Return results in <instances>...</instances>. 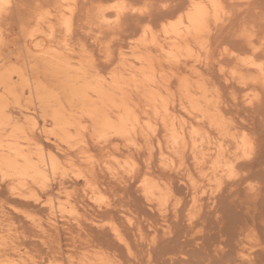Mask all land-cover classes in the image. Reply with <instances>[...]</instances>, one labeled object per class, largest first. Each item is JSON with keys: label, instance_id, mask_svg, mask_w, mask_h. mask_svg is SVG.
<instances>
[{"label": "bare ground", "instance_id": "1", "mask_svg": "<svg viewBox=\"0 0 264 264\" xmlns=\"http://www.w3.org/2000/svg\"><path fill=\"white\" fill-rule=\"evenodd\" d=\"M105 1L0 0V233L30 230L55 254L16 232L0 235V264H124L121 247L145 248L141 264H264L263 131L230 113L210 72L264 110V25L242 27L236 49L235 0H168L156 18ZM103 172L134 180L165 226L148 236L118 215ZM103 232L111 244L92 246Z\"/></svg>", "mask_w": 264, "mask_h": 264}, {"label": "rangeland", "instance_id": "2", "mask_svg": "<svg viewBox=\"0 0 264 264\" xmlns=\"http://www.w3.org/2000/svg\"><path fill=\"white\" fill-rule=\"evenodd\" d=\"M110 1V0H109ZM111 1H112V3H111ZM110 2H108V0L107 1H105L106 2V4H105V2H104V5L105 6H107V7H110V6H113V5H115V1L114 0H111ZM143 1V2H142ZM142 1H139V0H132L131 2H129V0H127V2L130 4V6L132 5V3H133V5L130 7V9H135L136 10V12H138V11H140V10H145L146 12L145 13H149L150 14V11L151 10H149V8H150V6H151V8L150 9H155L154 11H156V9H157V14H156V12H151L152 14V18H156V16L157 15H159L161 12H163L162 10H161V8H163V6L165 5V4H167V5H171V3H174V1L172 2L171 0V3L170 2H168V0H167V2L165 3V0H163V1H158V3H157V1H156V4L157 5H160L159 7L157 6V5H155V1L154 0H148V1H146V0H142ZM177 1H179V0H177ZM177 1L175 0V3L174 4H177ZM182 1V0H181ZM245 1V2H244ZM237 0V2L239 3V7H238V4L236 3V0H235V3H234V5L236 4V9H234L233 8V10H232V12H233V16H232V20H231V22H232V24H234V22H235V20H236V22H235V24L234 25H232L231 27H229L227 30H224L226 33L228 32V30L230 31L231 29V32H232V36H234V34H235V36L234 37H232L231 36V39H233V40H231L232 41V43L234 44H231L233 47H236V45H238L237 46V48L236 49H238V48H241V44L239 45V43L235 40L236 38H237V35H240V32L243 30V28L244 27H246V25H248L249 24V26L250 25H256L260 30H261V26L262 25H264V23L263 24H261L262 22H264V0H248V2H247V0ZM150 2H151V4H150ZM159 2H161V3H159ZM252 2V3H251ZM108 3V4H107ZM127 3V4H128ZM143 3H144V5H143ZM147 3V4H146ZM152 3H153V5H152ZM165 3V4H164ZM179 3V2H178ZM240 3H244L245 5H242V4H240ZM257 3V4H256ZM110 4V5H109ZM128 4V5H129ZM136 4H139V6L140 7H138ZM174 4H172V5H174ZM136 5V6H135ZM171 5V6H172ZM240 5H242L241 7H240ZM248 5V6H247ZM255 5V6H254ZM146 6V7H145ZM233 6V5H232ZM261 6V7H260ZM152 7H154V8H152ZM243 7V8H242ZM255 8V9H254ZM172 9V7L171 8H169L168 10H165V12H168V11H170ZM237 11V12H236ZM244 11V12H243ZM235 12V13H234ZM159 13V14H158ZM128 17H130L129 15H127ZM125 17L124 18V20H126V22L125 23H127V21L129 20V19H131L132 17H130L128 20H127V18L128 17ZM154 16V17H153ZM235 17V18H234ZM256 17V18H255ZM136 18V17H135ZM261 20H259V19ZM262 18V19H261ZM132 19H134V18H132ZM258 20V21H260L259 22V25H258V22L256 21V20ZM124 20H123V22H124ZM245 20H248L246 23H245ZM234 21V22H233ZM254 22L255 21V23H251V22ZM124 23V24H125ZM231 24V23H230ZM123 27H127V25H123ZM122 27V28H123ZM233 27H234V29H233ZM241 27V28H240ZM243 27V28H242ZM248 27V26H247ZM263 28H264V26H263ZM124 29V28H123ZM237 29H238V31H237ZM233 30L235 31V32H233ZM241 30V31H240ZM262 31V30H261ZM263 31H264V29H263ZM224 32V33H225ZM114 33L115 32H111L110 33V36H111V38L109 37V39L108 40H116V38H115V35H114ZM127 33V32H126ZM112 34V35H111ZM124 34H125V32H124ZM108 36H109V34L107 35V37L106 38H108ZM112 36H113V39H112ZM236 37V38H235ZM239 38H237V40H238ZM91 41V40H90ZM236 43V44H235ZM230 45V46H231ZM231 46V47H232ZM97 49V52L96 53H99V50H98V48H96ZM235 49V48H234ZM216 51H218V50H216ZM218 53V52H217ZM217 53H215V54H217ZM97 55H99V54H97ZM102 55V54H101ZM99 57V59H101V60H103L102 59V57L100 58V56H98ZM212 71H210L211 72V75L215 78V80H217V84L221 87V89H222V93H223V95H224V101H225V104H226V106L228 107V109H229V111H230V113L232 114V115H234L235 117L237 116V118H239V120H243V121H241V122H244L245 123V125H247V127H248V129H250L249 131L251 132V128H258V130H260V132H262L263 131V135H264V123H262L261 122V116H262V114H263V112H264V110H263V108L261 107V106H259L260 104L259 103H256V104H254V105H248V104H246V94H245V89H243L242 87H240V85H238V83H236V82H234V81H232V80H227L226 78H224V76H222L221 75V73L218 71V65L215 63V65L214 64H212ZM210 70H211V66H210ZM213 72V73H212ZM214 74V75H213ZM228 82V83H227ZM233 82V83H232ZM239 86V87H238ZM231 87V88H230ZM243 91V92H242ZM241 94V95H240ZM226 95V96H225ZM244 95V96H243ZM228 96V97H227ZM239 96V97H238ZM244 97V98H243ZM226 98V99H225ZM234 100V101H233ZM236 102V103H235ZM231 106V107H230ZM254 106H255V108H254ZM263 107H264V105H263ZM233 108V109H232ZM254 108V109H253ZM242 110V111H241ZM245 112V113H244ZM247 112V113H246ZM241 115V116H240ZM264 116V115H263ZM262 116V117H263ZM245 119V120H244ZM249 122V123H248ZM253 129H252V131H253ZM141 156V163H140V167L142 168V169H145L144 167H146L145 166V160H146V156H143V155H140ZM144 158V160L142 161V159ZM154 167H156L155 169H154ZM153 169L156 171V170H158L159 169V163L158 162H154L153 163ZM103 175H101V181L105 184V183H107V181H108V183H107V185H110V190L112 189V191L110 192V198L112 199V202L113 201H115V207H116V210H117V212H118V210H119V212H125V211H128V212H130L131 214H132V216L134 217V223H135V225L137 224H140L141 225V227H143L142 229H144L143 231H145V234L146 235H148L149 236V234L150 233H148V232H151L152 230V228H153V226H155L156 225V227H158L159 226V228L161 227V226H165V224L166 223H164L163 222V218L157 213V210L156 209H154V208H152L151 209V207L150 206H148L149 204H147L146 203V200H144V198L141 196V193L140 192H138V189L136 188V183H135V181L134 180H126V181H124L125 182V184H124V182H121V181H119V180H116L115 178H113V179H115V180H113L112 179V176L109 174V173H102ZM106 176V177H105ZM109 176V177H108ZM175 176V175H174ZM178 176V177H177ZM182 177V178H181ZM107 178V179H106ZM108 178H110L111 179V181H109L110 179H108ZM175 178V179H174ZM177 178V179H176ZM181 178V180L183 181H180L179 179ZM106 179V180H105ZM106 182H105V181ZM175 180V181H174ZM185 179H184V177H183V175H176L175 177H173V182H174V186H175V183H177V186H175V187H177L176 188V190H177V194L181 197V196H183L182 198H183V204L181 205V206H183L184 207V209H183V207H181L180 206V214H179V217H178V222H180V224L181 225H186L187 224V222H186V220H187V217H186V213L188 212V209H189V206H191V195L189 194V187L186 185V183H185V181H184ZM178 181V182H177ZM127 184V185H126ZM106 185V184H105ZM106 185V186H107ZM115 185V186H114ZM129 185H131V186H129ZM124 186V187H123ZM135 186V187H134ZM187 186V187H186ZM129 187V188H128ZM175 187H174V189H175ZM120 188H122V189H120ZM210 188H213L214 189V186L213 187H210ZM115 189V190H114ZM213 189H210L211 191L213 190ZM222 191V190H221ZM221 191L217 194V195H221L222 193H223V191H222V193H221ZM179 192H180V194H179ZM187 192V193H186ZM113 194V195H112ZM114 195L116 196V195H118V196H116V197H114ZM220 195H219V197L218 198H220ZM112 197H114V198H112ZM128 199H127V198ZM185 197H186V200H185ZM188 197V198H187ZM125 198V199H124ZM127 199V200H126ZM135 199V200H134ZM123 200H125V201H123ZM185 200V201H184ZM191 200V201H190ZM219 201L217 202L218 204H220L221 203V200L220 199H218ZM189 203V205H186V204H188ZM220 202V203H219ZM169 204H172V203H169ZM169 204H168V206H169ZM184 204H185V206H184ZM172 206V207H171ZM188 206V207H187ZM118 207V208H117ZM121 209H120V208ZM132 207H134V208H132ZM170 207L171 208H167L168 209V212H167V221L168 222H170L169 224H171V222H173L174 223V221H176L174 218H173V213H174V210H173V205H170ZM130 208H132V209H130ZM137 208V209H136ZM182 208V209H181ZM119 212H118V215H121V214H119ZM173 212V213H172ZM137 213V214H136ZM154 214V215H153ZM157 214V215H156ZM137 215V216H136ZM153 215V216H152ZM158 216H160V217H158ZM145 218L146 219H148V220H146L145 221ZM160 218V219H159ZM162 218V219H161ZM141 219V220H140ZM143 219V220H142ZM171 219V220H170ZM172 219L174 220V221H172ZM138 220V221H137ZM140 220V221H139ZM183 221V222H182ZM152 222V223H151ZM161 222V223H160ZM156 223V224H155ZM136 225V226H137ZM158 225V226H157ZM148 226V227H147ZM152 227V228H151ZM7 229V230H6ZM4 231H2L1 233H0V235H2V236H12V235H16V236H18V234L20 233V235H22L23 234V232H25L26 234H28V235H30L29 236V238L27 239V242H28V244H27V246L29 245V247L28 248H31L30 250H32V249H34V248H32V246L34 247V246H36V244H31V243H29V242H31L32 241V239H33V241H35L36 240V238H35V236H34V233H33V235H31L32 234V232L30 231V230H27V229H24V228H21V229H19V231L18 230H8V228H6ZM147 229V230H146ZM150 230V231H149ZM9 231H11L10 233H9ZM28 233H27V232ZM30 231V232H29ZM18 234H17V233ZM31 233V234H30ZM104 233H105V235H104ZM187 234H189V231H188V233H185V235H187ZM14 235V236H15ZM103 237H102V236ZM107 235L108 234H106V232H103V234L101 233L100 235H99V239L100 240H102V241H100L99 239H97L94 243H91L92 244V246L95 244V245H97L98 244V242H102L101 244H103V239H105L106 241H105V243L104 244H108V245H110L111 244V240L109 239L110 237L108 236L107 237ZM145 235V236H146ZM190 236H191V233L189 234ZM34 236V237H33ZM106 236V237H105ZM130 237H128V239H130L132 236H131V233H130V235H129ZM28 237V236H27ZM103 239H102V238ZM105 237V238H104ZM147 237V236H146ZM190 238V237H189ZM31 239V240H30ZM108 241H109V243H108ZM133 241V239L131 238L130 239V242H132ZM133 242H135V241H133ZM30 244L32 245V246H30ZM137 242L133 245L132 243H131V247L133 246L135 249H133V247H132V249L135 251L136 250V246H137ZM93 249L94 247H90V248H88V249ZM124 248V247H123ZM122 247H121V249L119 248V252H121V251H123V252H121L120 253V255L121 256H124L123 258L121 257V259H122V261H123V263L124 264H134V259L136 258V254L138 255L139 254V256H140V253H141V255L143 254V253H145L144 255H145V257H144V255L141 257V259L143 258V260L145 261L146 259H147V257H146V255H147V253H146V250H145V248H144V251H142V252H137V251H135L136 252V254H133L132 252H129L128 250H125V249H123ZM138 248H139V245H138ZM141 248H142V250H143V247H140L139 248V251L141 250ZM36 249V248H35ZM34 249V250H35ZM39 249H41V250H39ZM34 250H32V251H34ZM37 250V252L40 254V255H42L43 257H44V255H45V257L44 258H46V259H48L49 260V258L50 259H53L54 257H55V254L54 253H49V255H47L46 253H45V248L43 249V248H41V247H39V248H37L36 249ZM35 250V251H36ZM132 250V251H133ZM34 251V252H35ZM124 251H128L127 253L126 252H124ZM118 252V253H119ZM134 252V253H135ZM38 253H33V252H31L30 251V254H33V255H37ZM42 253H44V254H42ZM130 253H132V255H130V257H129V255L128 254H130ZM38 254V255H39ZM54 254V256H51V255H53ZM127 255V257L125 258V256ZM134 255V256H133ZM134 257V258H133ZM124 258L125 259H127V260H125L124 261ZM145 258V259H144ZM133 259V261H131ZM137 259V261H138V259H140L139 257H137L136 258ZM135 259V260H136ZM140 259V260H141ZM138 261V262H135V264L136 263H139V262H142L143 260H141V261ZM129 261V263H127V262ZM131 261V262H130ZM64 262V261H63ZM62 262V263H63ZM126 262V263H125ZM133 262V263H132ZM64 264V263H63ZM139 264H141V263H139Z\"/></svg>", "mask_w": 264, "mask_h": 264}, {"label": "snow or ice", "instance_id": "3", "mask_svg": "<svg viewBox=\"0 0 264 264\" xmlns=\"http://www.w3.org/2000/svg\"><path fill=\"white\" fill-rule=\"evenodd\" d=\"M164 7H167V5L165 4Z\"/></svg>", "mask_w": 264, "mask_h": 264}]
</instances>
